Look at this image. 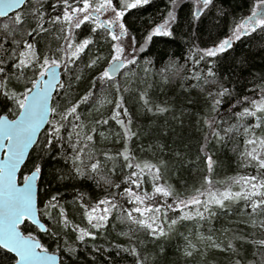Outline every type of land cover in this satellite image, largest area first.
I'll list each match as a JSON object with an SVG mask.
<instances>
[{
    "label": "snow or ice",
    "instance_id": "1",
    "mask_svg": "<svg viewBox=\"0 0 264 264\" xmlns=\"http://www.w3.org/2000/svg\"><path fill=\"white\" fill-rule=\"evenodd\" d=\"M224 2L0 0V264H264V0Z\"/></svg>",
    "mask_w": 264,
    "mask_h": 264
},
{
    "label": "trees",
    "instance_id": "2",
    "mask_svg": "<svg viewBox=\"0 0 264 264\" xmlns=\"http://www.w3.org/2000/svg\"><path fill=\"white\" fill-rule=\"evenodd\" d=\"M255 0H225L224 6L230 10H235L238 12V14H246L248 12V9L250 8L251 4L254 3ZM166 0H155V5L152 7H149L147 12L144 13L145 16L153 15L157 12V9H163L165 7ZM189 14V6H184L180 12L179 15L181 17V20L183 21L187 15ZM206 36H202V40H206ZM155 43L151 45V53L150 55L155 60L158 56H163L164 62L168 60L169 57H172L173 59L179 60V62H183L182 57L187 54V45L184 42V38L181 37L179 34L177 35L176 39H170V38H154ZM248 50V44L247 40L245 39V42L240 44L237 48L238 52H246ZM253 52H257L256 48L252 49ZM264 51H259L258 54L252 59V69L251 71L254 73H259V71L264 68ZM163 63L156 65V67H162ZM247 75V72L244 73ZM146 86V85H145ZM178 91V88L175 86L166 87L164 92H161L159 87H156L153 90H150V95L153 99H156L160 102H163L164 100L172 97L174 93ZM127 99V107L130 109V111L133 113L134 117H136V122L147 124L148 120L146 117H140L137 116V108H138V97L133 94L132 96H129ZM118 147V146H117ZM195 147V146H194ZM231 145H229V148ZM218 159L222 161V166L217 168V174L218 178H223L225 175H233L236 171V164H235V158L232 156V154L225 149L223 152L218 153ZM53 165H55V161L51 162ZM187 179L189 182H192V180L196 179V177L187 175ZM86 185H91L90 181L84 182ZM85 191L88 190L86 187L84 189ZM66 196H71V191L69 190L66 193ZM41 236L45 241L48 240V237L43 236L41 233ZM111 240H116V237L113 235L110 237ZM123 242V241H119ZM101 243H104L101 241ZM176 241H173V244H175ZM108 245L105 244V247ZM151 247V246H150ZM83 256V254H81ZM111 260H115L116 264H131L132 258L131 257H125V259L121 260L120 257H116L115 253L112 252L110 255ZM101 260H103V257H101ZM177 260V254L174 252L172 247L168 248V256L165 258V264H170L172 261ZM104 264H110L109 261H104Z\"/></svg>",
    "mask_w": 264,
    "mask_h": 264
}]
</instances>
